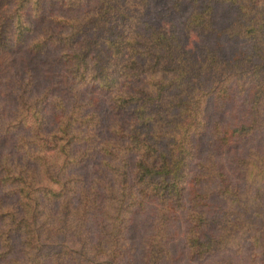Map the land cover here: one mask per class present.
Returning <instances> with one entry per match:
<instances>
[{"label": "trees", "instance_id": "1", "mask_svg": "<svg viewBox=\"0 0 264 264\" xmlns=\"http://www.w3.org/2000/svg\"><path fill=\"white\" fill-rule=\"evenodd\" d=\"M2 54L0 264H264V0H0Z\"/></svg>", "mask_w": 264, "mask_h": 264}, {"label": "rangeland", "instance_id": "2", "mask_svg": "<svg viewBox=\"0 0 264 264\" xmlns=\"http://www.w3.org/2000/svg\"><path fill=\"white\" fill-rule=\"evenodd\" d=\"M131 2L129 1L128 4L130 5ZM126 9L128 14L131 16L126 19L125 23L122 24V26L126 29V31H133L135 29H139L141 27V24L139 22L138 9L136 7H133L131 9L130 6H127ZM195 39L196 37L195 34L193 33L189 34L188 37H186V40L188 41L189 40L193 41ZM13 55L14 57L11 58L9 55L2 54L0 60V101H5V100L10 101V103L5 104L7 106H9V104L12 105L11 103L12 99L10 98V95L7 94L9 89V80L6 82L4 77L6 75H10L11 77L14 73L17 74V69L21 66V61H22L20 55H15V54ZM122 57L123 59H125V55H123ZM105 112L106 111H101L100 114L102 118L104 117V121H105L104 123H107L108 119L111 118V116L109 114H105ZM101 125H102V121H101ZM148 224H149V215H144L140 225L141 230H139V232L144 231L147 228ZM248 235L253 237V243H255L256 246L260 244V239L264 235V216H254V224L251 230L248 231Z\"/></svg>", "mask_w": 264, "mask_h": 264}]
</instances>
